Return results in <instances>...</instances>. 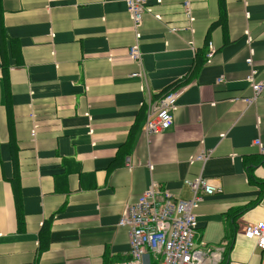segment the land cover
Returning <instances> with one entry per match:
<instances>
[{"label": "crops", "instance_id": "1", "mask_svg": "<svg viewBox=\"0 0 264 264\" xmlns=\"http://www.w3.org/2000/svg\"><path fill=\"white\" fill-rule=\"evenodd\" d=\"M144 1L135 30L124 0H0V264L124 262L123 207L149 187L189 200L196 178L214 189L199 264H264L241 233L264 222V90L242 100L248 49L264 78V0ZM179 81L171 127L145 138Z\"/></svg>", "mask_w": 264, "mask_h": 264}, {"label": "built area", "instance_id": "2", "mask_svg": "<svg viewBox=\"0 0 264 264\" xmlns=\"http://www.w3.org/2000/svg\"><path fill=\"white\" fill-rule=\"evenodd\" d=\"M156 1L160 2V0ZM124 3L131 16L133 27L137 30L141 24V14L145 11L146 2L144 0H124ZM183 9L190 17L187 0L184 2ZM171 31L176 32L175 29ZM212 52V44L208 43L206 59L211 58ZM248 53L245 60L248 73L244 81L249 85L251 96L242 99L245 108L253 107L264 90V78L254 80L257 71L252 62L253 52L248 49ZM127 57L135 63L141 62L137 41L129 47ZM132 76L140 77L141 75L138 72ZM216 82L221 83L222 80L218 79ZM176 99V93L169 92L158 100L153 113L145 117L143 125L145 138L160 134L171 127V113L176 105ZM31 134L34 135V129ZM254 144L264 154L259 140L256 139ZM209 157L210 152L203 150L196 159L205 162ZM187 185L192 193L189 200L174 198L167 190L155 192L149 187L135 203L123 207L117 224L119 227L128 228V259L112 264H149V257H152L156 264H199V258L209 252L201 255L193 248L197 227L193 209L202 201L204 194L211 195L214 189L209 186L206 179L201 178L189 181ZM241 233L243 238L246 241H252L260 252L264 251V222L247 225Z\"/></svg>", "mask_w": 264, "mask_h": 264}, {"label": "trees", "instance_id": "3", "mask_svg": "<svg viewBox=\"0 0 264 264\" xmlns=\"http://www.w3.org/2000/svg\"><path fill=\"white\" fill-rule=\"evenodd\" d=\"M182 82H183V81H179V82L177 83V85L172 86L169 90H166L162 95L168 93L169 91H172V89L182 87V84H183ZM162 95H161V96H162ZM249 176H251L250 173H249ZM17 214H18V216L21 215V214H19L18 212H17ZM18 223H19V224L21 223V219H20V218H18ZM46 231H47V225H45L44 228H43L42 231H41V235H40V238H41V239L44 238V232H46ZM152 264H155V263H152Z\"/></svg>", "mask_w": 264, "mask_h": 264}]
</instances>
